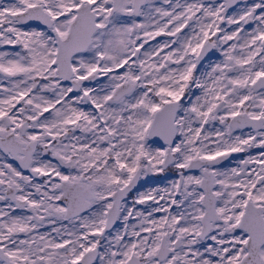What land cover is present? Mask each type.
<instances>
[{
	"label": "snow or ice",
	"instance_id": "6c2138e0",
	"mask_svg": "<svg viewBox=\"0 0 264 264\" xmlns=\"http://www.w3.org/2000/svg\"><path fill=\"white\" fill-rule=\"evenodd\" d=\"M0 264H264V0H0Z\"/></svg>",
	"mask_w": 264,
	"mask_h": 264
}]
</instances>
